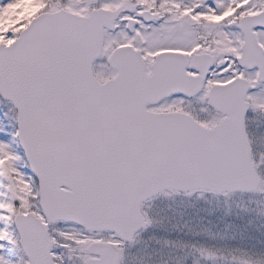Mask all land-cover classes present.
Wrapping results in <instances>:
<instances>
[{
    "label": "snow or ice",
    "instance_id": "snow-or-ice-1",
    "mask_svg": "<svg viewBox=\"0 0 264 264\" xmlns=\"http://www.w3.org/2000/svg\"><path fill=\"white\" fill-rule=\"evenodd\" d=\"M0 264H264V0H0Z\"/></svg>",
    "mask_w": 264,
    "mask_h": 264
}]
</instances>
